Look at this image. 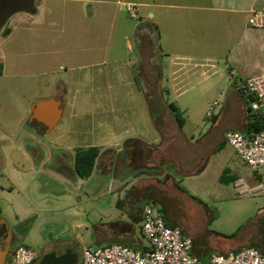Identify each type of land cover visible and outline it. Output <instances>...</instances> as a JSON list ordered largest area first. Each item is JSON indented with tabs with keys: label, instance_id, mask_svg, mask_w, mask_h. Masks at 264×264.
I'll use <instances>...</instances> for the list:
<instances>
[{
	"label": "rangeland",
	"instance_id": "1",
	"mask_svg": "<svg viewBox=\"0 0 264 264\" xmlns=\"http://www.w3.org/2000/svg\"><path fill=\"white\" fill-rule=\"evenodd\" d=\"M139 2L35 0V13L14 14L4 25L13 24L11 36L0 38V183L6 187L0 189V210L14 233L13 251L24 247L36 256H57L67 250L80 264L86 247L118 244L116 239L134 235L146 244L138 228L130 232L123 225L133 223L115 205L117 195L114 200L108 194L117 190L110 189L108 176L94 169L82 179L72 171L74 153L105 147L110 130L124 140L140 139L142 115L150 118L157 111L163 126L171 118L174 124L167 106L154 110L144 102L142 77L150 78L153 71L142 49L157 53L158 41L155 34L142 38L150 21L142 24ZM130 3L136 12L127 10ZM54 94L65 98L64 115L45 132L30 120V109L40 96ZM29 146L40 147V153H31ZM211 180L203 184L208 193ZM207 202L212 215L185 207L182 227L194 236L192 251L200 264H207L211 254L240 248L264 254V193L241 195L228 183Z\"/></svg>",
	"mask_w": 264,
	"mask_h": 264
},
{
	"label": "crops",
	"instance_id": "2",
	"mask_svg": "<svg viewBox=\"0 0 264 264\" xmlns=\"http://www.w3.org/2000/svg\"><path fill=\"white\" fill-rule=\"evenodd\" d=\"M137 5L142 6V24L150 21L142 28V38L150 40L155 34L158 41L157 53L151 48L142 49V56L151 57L148 67L153 71L150 78L142 77L144 102L154 110L157 105H176L182 126L173 113L174 124L171 118V124L163 126L164 119L155 116L156 111L150 118L142 115L140 139L124 140L110 130V143L99 147L94 169L110 178L111 190L117 188V193L108 194L114 200L117 195L115 205L127 212L132 221L133 225L123 224L128 231L136 232L138 228L141 233L142 209L151 204L167 226L178 228L192 240V253L194 236L182 228L185 207L212 215L207 201H215L226 184L242 195L256 189L261 179L226 143L224 135L229 131L244 136L253 133L249 129L254 116L249 109L251 97L240 90L238 80L264 75V29L247 24L250 12L262 8L264 0H142ZM10 22L6 26L8 34L0 33V38L11 36ZM229 68L239 75L232 83L227 80ZM214 101L215 111L207 118L206 111ZM191 105L200 108L191 110ZM35 123L46 129L42 123ZM186 125L190 128L186 129ZM28 150L41 151L33 146ZM21 172L24 168H20ZM208 179L213 185L210 193L203 188ZM1 184L0 189H6ZM122 191L125 195L121 200ZM20 216V220L26 219ZM0 225L8 227L1 220V210ZM116 241L133 249L146 245L135 235Z\"/></svg>",
	"mask_w": 264,
	"mask_h": 264
},
{
	"label": "built area",
	"instance_id": "3",
	"mask_svg": "<svg viewBox=\"0 0 264 264\" xmlns=\"http://www.w3.org/2000/svg\"><path fill=\"white\" fill-rule=\"evenodd\" d=\"M127 10L136 12L132 4L127 5ZM131 17L135 18V14L132 13ZM247 24L254 29H264V6L250 12ZM238 79V72L229 68L228 82ZM238 81L240 90L251 97L250 112L261 121L263 127L250 136L229 131L225 133L224 139L251 171L261 175L259 185L250 193H264V75ZM216 106V101L209 105L205 114L207 118L212 117ZM140 231L146 242L145 247L133 249L121 244L86 247L81 251L80 264H200L191 253L192 240L178 228L167 226L151 204L143 208ZM35 258L31 250L18 247L13 251L10 262L34 264ZM207 264H264V254L254 248H240L225 254H211Z\"/></svg>",
	"mask_w": 264,
	"mask_h": 264
},
{
	"label": "water",
	"instance_id": "4",
	"mask_svg": "<svg viewBox=\"0 0 264 264\" xmlns=\"http://www.w3.org/2000/svg\"><path fill=\"white\" fill-rule=\"evenodd\" d=\"M35 0H0V31L8 21V19L17 13H34ZM65 98L53 95L50 98L37 101L32 104L30 109V120L42 123L50 132L54 127L59 125L64 115ZM0 254L4 261L0 264H8L10 257L7 255L6 249H0ZM76 257L66 251L63 254L55 255L47 253L38 264H75Z\"/></svg>",
	"mask_w": 264,
	"mask_h": 264
},
{
	"label": "trees",
	"instance_id": "5",
	"mask_svg": "<svg viewBox=\"0 0 264 264\" xmlns=\"http://www.w3.org/2000/svg\"><path fill=\"white\" fill-rule=\"evenodd\" d=\"M1 33L3 35H7L8 29L6 27L3 28L1 30ZM1 69L2 67L0 64V73H1ZM168 108L173 113L178 125L182 126L183 121L181 118V112L179 108L174 104H169ZM250 119H251L249 123L250 132H257L263 127L261 121L257 117L252 116ZM99 153H100V149L99 147L96 146H89L77 150L73 155L74 174L82 179L88 178L92 174Z\"/></svg>",
	"mask_w": 264,
	"mask_h": 264
},
{
	"label": "flooded vegetation",
	"instance_id": "6",
	"mask_svg": "<svg viewBox=\"0 0 264 264\" xmlns=\"http://www.w3.org/2000/svg\"><path fill=\"white\" fill-rule=\"evenodd\" d=\"M35 12H36V10H34V13ZM14 244H15V237H14L13 233L9 230L8 227H6L4 225H0V249H6L7 255L10 257V260H11L12 254H13V245ZM47 253H51V252H47ZM47 253L42 254L40 256H36L34 264H38L40 262L41 258L44 255H46ZM3 261H4V259H3Z\"/></svg>",
	"mask_w": 264,
	"mask_h": 264
}]
</instances>
